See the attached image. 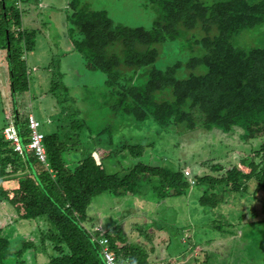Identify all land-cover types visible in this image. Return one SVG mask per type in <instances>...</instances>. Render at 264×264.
Returning <instances> with one entry per match:
<instances>
[{
  "label": "trees",
  "instance_id": "obj_1",
  "mask_svg": "<svg viewBox=\"0 0 264 264\" xmlns=\"http://www.w3.org/2000/svg\"><path fill=\"white\" fill-rule=\"evenodd\" d=\"M26 1L0 0V50L5 51L8 67L10 122L25 149L31 141L29 114L20 109L18 100L30 90L28 54L35 49L37 34L24 28L21 7ZM151 2L156 18L150 29L117 25L104 9L76 10L74 6L67 18L74 51L83 56L88 70L104 75V84L114 96L110 112L120 120L129 117L134 127L150 120L149 127H156L158 138L173 130L183 136L216 130L231 134L240 129L244 144L261 140L259 147L238 165L228 169L211 165L217 175L204 174L194 180L170 159L161 165L139 161L122 168L113 158H139L159 143L154 138L151 144L126 141L115 146L113 122L96 135L90 121L81 118L74 124L76 129L91 130L101 148L73 163L65 158L67 144L61 133H45L47 165L33 152H15L3 137L5 125L0 131V201L13 205L19 219L46 220L49 229L42 236L41 249L33 240L24 238L15 244L9 235L0 234V264H106L102 238L108 239L119 264H154L150 259L154 249L131 242L122 223L103 228L105 234L95 231L98 226L88 210L96 196L110 193L160 203L187 195L193 183L202 191L200 206L216 214L217 224L211 227L232 236L238 234L242 221L233 223L224 216L221 207L227 196L249 193L250 181L255 194L264 191V46L240 41L242 36L249 38L250 32L264 37V0ZM119 43L121 54L108 50ZM159 46L166 47L163 54ZM54 86L53 93L60 87ZM64 92L69 93L67 88ZM79 105L73 112L64 106L61 112L80 116L87 109L84 103ZM10 181H16V187L11 188ZM140 236L152 239L144 231ZM38 255L46 261L39 262Z\"/></svg>",
  "mask_w": 264,
  "mask_h": 264
},
{
  "label": "rangeland",
  "instance_id": "obj_2",
  "mask_svg": "<svg viewBox=\"0 0 264 264\" xmlns=\"http://www.w3.org/2000/svg\"><path fill=\"white\" fill-rule=\"evenodd\" d=\"M36 1H50L51 7L42 2L33 5L32 2ZM74 6L76 10L104 9L115 24L130 27L150 29L156 18V6L151 0H27L23 3L24 28L35 29L37 34L35 49L28 54L30 90L18 100L20 109L25 114L34 113L41 122L40 131L52 133L57 130L61 133L62 140L67 144V161L77 162L90 152L96 153L101 147L96 146L93 133L96 135L112 122L115 146L126 141L136 144L146 140L151 144L154 138L159 143L158 148L146 150L139 158H113L122 168L139 161L161 165L163 160L170 159L181 164L185 174L186 171L189 173L187 177L195 180L196 176L204 174L217 175L211 170V165L222 164L228 169L253 155L252 149H257L261 140L244 144L240 139V129L231 134L216 130L189 132L183 136L173 130L158 138L156 127H149L150 120L138 122V126L134 127V123L128 121L131 120L129 117L128 120L115 118L110 112L114 96L104 84V75L88 70L83 56L74 49L69 51L73 36L67 18ZM262 32L264 35V27ZM253 33L250 32L249 38L242 36L240 41L264 46V37ZM121 48L119 43L108 50L121 54ZM165 48L159 46L162 54ZM171 48L170 52H174ZM54 84L60 87L53 93L52 89L57 87H53ZM64 88L70 95H66ZM79 102L84 103L87 109L80 116L61 112L64 106L73 112L80 108ZM10 112L12 98L8 67L5 51L0 50V131L9 124ZM81 118L90 121L93 133L74 127ZM115 169L122 170L119 167ZM16 185L12 181L9 186L14 188ZM192 186L187 195L169 197L160 203L103 193L93 199L88 212L94 218V225L105 230L122 223L131 242L137 241L149 250L154 249L150 257L154 264H197L196 258L205 260L206 264H264V191L255 194L254 184L250 181L249 193L227 196L221 207L224 216L233 223L242 222L237 225L238 234L224 236L211 227L217 224L214 221L216 214L204 211L198 203L202 191L193 183ZM47 229L46 220L19 219L13 205L0 201V234L9 235L13 243L26 238L33 240L41 249V239ZM140 231L149 233L151 241L140 236ZM47 244L50 253L51 245ZM45 258L38 255L39 262L46 261Z\"/></svg>",
  "mask_w": 264,
  "mask_h": 264
},
{
  "label": "built area",
  "instance_id": "obj_3",
  "mask_svg": "<svg viewBox=\"0 0 264 264\" xmlns=\"http://www.w3.org/2000/svg\"><path fill=\"white\" fill-rule=\"evenodd\" d=\"M16 1L17 4H21L22 2V0H16ZM28 126L31 132V141L27 144L26 149L21 142L17 128L12 122H9V124L4 127L3 137L5 138L6 141L12 143L14 147V151L17 152L18 154L24 155L25 150L33 152L37 156L39 161L47 165L48 156L44 142L45 133L40 131L41 122L34 115V113H30L28 115ZM95 231L101 232L103 234L106 233V231L101 227L95 228ZM100 244L103 247V253L106 259V264H119L116 255L110 251L107 245L108 239L107 238L100 239Z\"/></svg>",
  "mask_w": 264,
  "mask_h": 264
},
{
  "label": "crops",
  "instance_id": "obj_4",
  "mask_svg": "<svg viewBox=\"0 0 264 264\" xmlns=\"http://www.w3.org/2000/svg\"><path fill=\"white\" fill-rule=\"evenodd\" d=\"M40 2H42L43 4L49 5V6L51 7V3H50V1H49V2H48V1H47V2H43V1H38V2H37V1H36V2H32V4L34 5V3H35V4L37 5V4H39ZM36 5H35V6H36ZM69 5H72V4H69ZM68 29H69V28H68ZM71 46H72V45H71ZM71 46H70V47H71ZM72 50H73V46H72V49L69 50V51L71 52ZM11 182H12V181H11ZM11 182H10V183H11ZM13 182L16 184V181H13Z\"/></svg>",
  "mask_w": 264,
  "mask_h": 264
}]
</instances>
